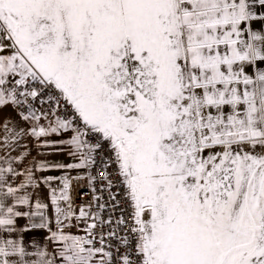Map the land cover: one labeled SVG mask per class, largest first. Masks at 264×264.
Segmentation results:
<instances>
[{
  "label": "snow or ice",
  "instance_id": "obj_1",
  "mask_svg": "<svg viewBox=\"0 0 264 264\" xmlns=\"http://www.w3.org/2000/svg\"><path fill=\"white\" fill-rule=\"evenodd\" d=\"M5 109L0 264H264V0H0Z\"/></svg>",
  "mask_w": 264,
  "mask_h": 264
},
{
  "label": "crops",
  "instance_id": "obj_2",
  "mask_svg": "<svg viewBox=\"0 0 264 264\" xmlns=\"http://www.w3.org/2000/svg\"><path fill=\"white\" fill-rule=\"evenodd\" d=\"M5 117L10 118V120L13 122H15L17 119L16 113L13 112L11 109H5L4 112L0 114V121H3ZM0 138H2V125H0ZM24 142L29 143L28 141H24ZM29 146H31L30 143Z\"/></svg>",
  "mask_w": 264,
  "mask_h": 264
},
{
  "label": "built area",
  "instance_id": "obj_3",
  "mask_svg": "<svg viewBox=\"0 0 264 264\" xmlns=\"http://www.w3.org/2000/svg\"><path fill=\"white\" fill-rule=\"evenodd\" d=\"M81 191H85V189H81ZM74 194H75V193H74ZM77 202H79V200H78Z\"/></svg>",
  "mask_w": 264,
  "mask_h": 264
}]
</instances>
